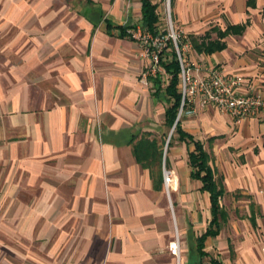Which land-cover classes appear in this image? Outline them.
Listing matches in <instances>:
<instances>
[{"label": "crops", "instance_id": "0c3cea01", "mask_svg": "<svg viewBox=\"0 0 264 264\" xmlns=\"http://www.w3.org/2000/svg\"><path fill=\"white\" fill-rule=\"evenodd\" d=\"M150 1L158 10L159 0ZM141 7V0H0V30L14 29L0 48V163L37 181L39 199L61 207L51 223L55 246L71 248L73 263L91 262L93 250L101 264H264V131L255 117L206 107L184 115L165 140L173 126L167 101L155 78L147 90L138 82L136 47L118 35L141 24ZM172 15L197 43L206 33L218 40L213 29L243 26L219 38L221 49L192 46V58L264 93V0H172ZM94 60L99 97L89 78ZM141 137L162 152L158 179L136 158ZM196 143L222 179L217 230L210 195L191 176ZM163 167L174 177L169 197ZM175 235L179 259L168 249Z\"/></svg>", "mask_w": 264, "mask_h": 264}, {"label": "rangeland", "instance_id": "374dc122", "mask_svg": "<svg viewBox=\"0 0 264 264\" xmlns=\"http://www.w3.org/2000/svg\"><path fill=\"white\" fill-rule=\"evenodd\" d=\"M32 1V0H26ZM164 0L158 2V14H159V29L167 30L169 26L167 24L166 14L163 8ZM128 3L126 1V7ZM1 12V9H0ZM170 12L172 27L180 32V39L184 41H190L187 33L182 27L176 25L172 15V0L170 3ZM2 13L0 14V16ZM67 12L64 11L65 17ZM140 25L139 23H135ZM14 29L0 30V48H2L7 40L13 35ZM136 47V60L137 64H131L137 67L136 77L138 82L147 90L150 87V83L146 80L147 75L150 73V69L153 64L148 56L144 54L141 49L142 40H131ZM182 42V43H183ZM169 51V50H168ZM194 54L192 47H185L184 56L190 63L193 62L192 55ZM2 55V53H1ZM170 55V53H166ZM135 60V59H132ZM95 65L97 62L91 61L92 69L89 71V78L92 82V91L94 97L100 96V89L95 86V79L97 73H95ZM161 75L166 78V74L161 66L155 65ZM54 89V88H53ZM38 89H35L37 91ZM52 90V88L50 89ZM53 94L54 92L51 91ZM34 95L38 96L37 92ZM59 99L60 98L59 96ZM54 100H51L49 106L53 105ZM59 100V101H62ZM199 110L197 113H199ZM194 114V115H197ZM184 117L182 114L180 120ZM165 140L170 135L171 129L165 128ZM174 130L170 135L169 141L173 135ZM166 149L168 143H162ZM6 157V155H4ZM6 160V158H4ZM10 172H12L10 174ZM28 177L21 175L20 170L10 169L7 162L0 163V264H76L73 263L71 256L74 253L71 248L64 249V252H60V249L55 246V233L54 227L51 223L55 220V214L61 211V207H56L54 200L39 199L41 195L40 185L36 183H27ZM165 190V189H164ZM166 192V190H165ZM169 197V193H167ZM51 225V226H50ZM47 227V229H46ZM175 238V237H174ZM81 251V249H79ZM91 251L90 259L93 261L87 264H101L94 262L100 259L98 251ZM76 260V259H75ZM84 264V263H80Z\"/></svg>", "mask_w": 264, "mask_h": 264}, {"label": "built area", "instance_id": "2783aa9c", "mask_svg": "<svg viewBox=\"0 0 264 264\" xmlns=\"http://www.w3.org/2000/svg\"><path fill=\"white\" fill-rule=\"evenodd\" d=\"M170 3L171 0H164L163 4L169 29L160 30L158 27V31L152 33L140 24L128 29L127 34L132 40H142L141 49L153 64L147 77L160 73L155 65L161 66V62L169 59L171 53L175 52L180 67L178 88L181 94L177 121L182 114L194 115L201 109L214 107L222 113L233 114L237 119L255 117L264 131V93L248 91L241 75L226 72L222 66H206L187 61L184 50L192 45L189 40L183 42L180 32L172 27ZM168 52L170 55H166ZM162 175L164 189L169 193L174 180L173 174L163 167ZM168 249L179 259L177 235L169 243Z\"/></svg>", "mask_w": 264, "mask_h": 264}, {"label": "trees", "instance_id": "16d2710c", "mask_svg": "<svg viewBox=\"0 0 264 264\" xmlns=\"http://www.w3.org/2000/svg\"><path fill=\"white\" fill-rule=\"evenodd\" d=\"M142 2V17L141 25L146 29L155 33L158 31L159 27V15L157 13V6L151 3L150 0H141ZM135 27L133 26H123L118 34L119 36H127V30ZM243 29L241 25L228 26L225 30H216L218 35V40H206L205 37L209 36V33L205 34L200 43L197 40H190L191 45L196 48L197 51H205L207 53L213 52L216 49H221L224 47V43L219 41V38H223L229 33H240ZM161 66L166 74L169 75V80L164 87L161 83V73H156L153 76H148L147 81L155 78V83L157 84V92L163 94L167 101L166 107V123L171 127L177 117L181 102V94L178 88V73L180 70L178 60L176 59L175 52H172L169 59L161 62ZM179 121L176 122L174 131L179 130ZM136 148V158L141 163V165L149 169L152 178L160 177L161 168V158L162 152L157 148L156 142L149 140L148 137H141L139 141L135 144ZM211 157L204 151L200 144L196 143L194 151L189 153V163L192 169L191 176L199 178L202 181L203 188L208 191L211 201L212 209V220L210 222L211 226H215L216 230L219 226V218L224 219V215L220 210L218 199L223 194L224 189L222 185V179L219 176H215V170L210 165ZM216 230L209 228L207 233L215 234Z\"/></svg>", "mask_w": 264, "mask_h": 264}, {"label": "water", "instance_id": "95a60500", "mask_svg": "<svg viewBox=\"0 0 264 264\" xmlns=\"http://www.w3.org/2000/svg\"><path fill=\"white\" fill-rule=\"evenodd\" d=\"M176 121H177V119H175V121H174V124H173V126H172V128H171V132H172V130L174 129V126H175V124H176ZM171 132H170V134H171Z\"/></svg>", "mask_w": 264, "mask_h": 264}]
</instances>
